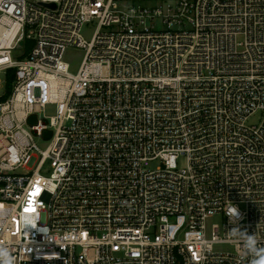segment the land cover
<instances>
[{
    "label": "built area",
    "instance_id": "obj_1",
    "mask_svg": "<svg viewBox=\"0 0 264 264\" xmlns=\"http://www.w3.org/2000/svg\"><path fill=\"white\" fill-rule=\"evenodd\" d=\"M0 73L15 264H250L234 226L264 246V0H0Z\"/></svg>",
    "mask_w": 264,
    "mask_h": 264
},
{
    "label": "clouds",
    "instance_id": "obj_2",
    "mask_svg": "<svg viewBox=\"0 0 264 264\" xmlns=\"http://www.w3.org/2000/svg\"><path fill=\"white\" fill-rule=\"evenodd\" d=\"M228 216L234 225L241 218L238 208L234 205L233 211ZM228 235L243 245L246 255L250 258V264H264V246L259 245L255 234H249L239 226H234L228 230ZM0 264H15V257L6 246L2 245H0Z\"/></svg>",
    "mask_w": 264,
    "mask_h": 264
},
{
    "label": "rangeland",
    "instance_id": "obj_3",
    "mask_svg": "<svg viewBox=\"0 0 264 264\" xmlns=\"http://www.w3.org/2000/svg\"><path fill=\"white\" fill-rule=\"evenodd\" d=\"M124 5V3H122ZM96 22L93 23H86L83 26L82 29V35L84 36L85 39L90 40L96 30ZM21 52V49L15 51V58L16 56ZM84 53L85 51L81 48L78 47H70L67 49L65 53V60L70 64V70L73 73H76L82 63V60L84 58ZM0 78L4 79V74L0 73ZM57 113V106L55 104H48L44 111L39 114L40 117L46 116L48 119H50L51 116L56 115ZM260 121V116H255L251 119L252 124H256ZM36 143L42 148L45 149L48 145V141L36 137L35 138ZM159 165V161H153L150 164L151 168H156ZM187 165L186 157H182L179 159V166L180 167H185Z\"/></svg>",
    "mask_w": 264,
    "mask_h": 264
},
{
    "label": "trees",
    "instance_id": "obj_4",
    "mask_svg": "<svg viewBox=\"0 0 264 264\" xmlns=\"http://www.w3.org/2000/svg\"><path fill=\"white\" fill-rule=\"evenodd\" d=\"M14 78H15V70L12 69V70H10L8 72V76H7V84H6V86H7L8 93L11 92Z\"/></svg>",
    "mask_w": 264,
    "mask_h": 264
},
{
    "label": "water",
    "instance_id": "obj_5",
    "mask_svg": "<svg viewBox=\"0 0 264 264\" xmlns=\"http://www.w3.org/2000/svg\"><path fill=\"white\" fill-rule=\"evenodd\" d=\"M51 6H54L53 4H50Z\"/></svg>",
    "mask_w": 264,
    "mask_h": 264
}]
</instances>
